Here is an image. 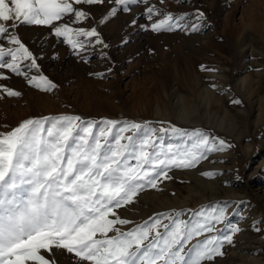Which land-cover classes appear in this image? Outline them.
Instances as JSON below:
<instances>
[{
    "label": "rangeland",
    "instance_id": "374dc122",
    "mask_svg": "<svg viewBox=\"0 0 264 264\" xmlns=\"http://www.w3.org/2000/svg\"><path fill=\"white\" fill-rule=\"evenodd\" d=\"M148 6L159 9L152 20L142 15L145 5L139 3L100 23L117 7L114 2L73 3L75 9L88 13L87 18L74 22V14H69L54 23L95 27L103 40L96 44L97 38H90L91 44L78 49L57 37L51 26L18 27L16 34L38 65L23 72L29 79L44 75L56 87L42 91L29 85L24 75L0 69L7 77L0 84L20 93L8 96L0 90V132L29 118L68 114L85 120L151 121L158 130L157 150L191 144L188 136L159 131L169 125L201 129L222 139L231 147L207 153L194 168H171V179L162 178L160 190L146 188L134 203L115 211L140 223L155 213L216 203L226 208V220L216 225L219 232L208 235H220L232 226L241 231L233 235L232 244H223V255L204 264H235L241 259L247 261L242 264H259L248 262L252 257L264 264V0H149ZM197 10L204 13L202 20L197 21ZM167 13L174 17L187 13L178 21L184 30L153 31L151 24ZM193 23L198 24L197 31L191 30ZM0 45L12 46L5 39ZM24 63L30 64L31 58ZM258 110L262 118L256 122ZM95 132L99 135L100 128ZM206 171L216 175H201ZM189 215L186 211L181 218ZM41 254L55 264H89L64 250Z\"/></svg>",
    "mask_w": 264,
    "mask_h": 264
},
{
    "label": "snow or ice",
    "instance_id": "6c2138e0",
    "mask_svg": "<svg viewBox=\"0 0 264 264\" xmlns=\"http://www.w3.org/2000/svg\"><path fill=\"white\" fill-rule=\"evenodd\" d=\"M104 2L10 0L9 4L0 0V39L12 45L7 49L0 45V69L24 75L29 85L51 91L56 85L46 76L29 79L23 72V68L38 69V65L16 29L22 25L51 26L55 35L64 37L73 49L91 44L93 37L97 38L96 44H103L95 27L73 28L54 22L69 14H74V22L86 19L88 13L75 9L73 3ZM108 2L117 7L111 8L100 23L118 10L128 11L130 5L139 3L145 5L142 15L149 20L159 12L155 6H148L149 0ZM186 15L164 14L163 19L151 24V29L184 30L178 21ZM203 17L204 13L197 10V21ZM191 30L197 31L198 24L193 23ZM30 58V64L24 63ZM201 69L206 70L203 65ZM6 78L0 73V79ZM0 90L8 96L20 95L2 84ZM152 123L85 120L60 114L29 118L10 131L0 132V264H55L54 259L50 261L41 254L43 251L51 256L54 249L74 254L79 261L89 264H204L223 255V244H232L233 235L241 231L232 226L220 235H208L220 231L216 225L226 220L224 206L213 203L196 210L172 209L155 213L140 223L117 215L115 210L134 203L139 192L146 188L160 190L162 178L171 179V168H194L207 153L231 147L201 129L189 131L169 125L159 131L188 136L191 144L186 148L168 145L166 150H157L158 130L151 127ZM96 128H100L99 135ZM128 132L132 134L125 135ZM130 159L135 161L134 165L129 163ZM201 175L212 178L216 173L206 171ZM186 211L189 218L182 219ZM118 225L133 226L122 230ZM110 232L115 234L110 236ZM193 240L195 243L190 244Z\"/></svg>",
    "mask_w": 264,
    "mask_h": 264
},
{
    "label": "bare ground",
    "instance_id": "6f19581e",
    "mask_svg": "<svg viewBox=\"0 0 264 264\" xmlns=\"http://www.w3.org/2000/svg\"><path fill=\"white\" fill-rule=\"evenodd\" d=\"M187 118H189V117H187ZM261 118H262V113H261L260 110H258L257 117H256V122H259V121L261 120ZM257 124H258V123H257ZM249 147H250V145H249ZM248 258H249V257H248ZM251 261H254V262H256V263L261 264L260 259H256V258H254V257L249 258V261H248V262H251ZM243 262L247 263V261H242V259H241V262H240V263H235V264H242ZM251 264H252V263H251Z\"/></svg>",
    "mask_w": 264,
    "mask_h": 264
}]
</instances>
